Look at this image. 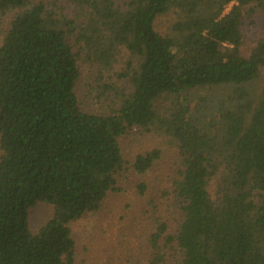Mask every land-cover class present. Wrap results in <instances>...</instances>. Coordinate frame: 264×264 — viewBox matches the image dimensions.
Here are the masks:
<instances>
[{
  "label": "trees",
  "instance_id": "1",
  "mask_svg": "<svg viewBox=\"0 0 264 264\" xmlns=\"http://www.w3.org/2000/svg\"><path fill=\"white\" fill-rule=\"evenodd\" d=\"M99 259L264 264V0H0V264Z\"/></svg>",
  "mask_w": 264,
  "mask_h": 264
},
{
  "label": "rangeland",
  "instance_id": "2",
  "mask_svg": "<svg viewBox=\"0 0 264 264\" xmlns=\"http://www.w3.org/2000/svg\"><path fill=\"white\" fill-rule=\"evenodd\" d=\"M230 7L231 6H229L227 8V11L230 9ZM172 21H173V19H171L170 17H167L164 20H162L161 21V30L167 31L169 29ZM47 213H48V209L45 207L38 208L36 211H34L32 216H34L35 223L37 224V223H39V221L43 220V218L46 217ZM80 228L81 227L79 226V223L77 225H75V227H74V236H75L77 243H78V245H77L78 251L82 250V244L80 241ZM98 257H101V256H98ZM100 261H102V259H99L97 264H100Z\"/></svg>",
  "mask_w": 264,
  "mask_h": 264
}]
</instances>
